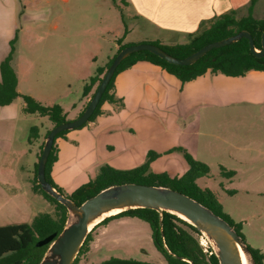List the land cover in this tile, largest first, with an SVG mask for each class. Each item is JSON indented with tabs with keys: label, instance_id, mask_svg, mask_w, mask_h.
<instances>
[{
	"label": "crops",
	"instance_id": "obj_1",
	"mask_svg": "<svg viewBox=\"0 0 264 264\" xmlns=\"http://www.w3.org/2000/svg\"><path fill=\"white\" fill-rule=\"evenodd\" d=\"M251 1L108 0L114 11L120 13L118 18L114 14V33L107 37L100 35L98 38L103 44L97 45L96 50L87 51L82 63L78 58L75 60L72 68L77 83H80L79 97L60 104L68 120L78 118L84 111L85 104L95 89L84 96L86 83L98 68H106L122 45L153 42L161 45L185 44L191 34L199 31L203 22L216 16L233 10L246 16ZM22 4L23 11L20 0H0V66L11 52V42L16 43L18 39L22 21L29 15V0H23ZM261 9H264V0H256L253 7L255 18H264V14L258 16ZM125 13L132 21L130 26L122 22ZM137 27L143 30L142 34L134 33ZM68 86L70 88L71 84ZM18 91L21 95L33 96L19 89V79ZM112 93L116 101H106L95 120L83 127L69 130L56 140L58 159L52 167L51 175L67 194H72L93 180L102 166L109 165L119 170L134 169L146 163L150 152L159 154L150 164L153 173L183 176L189 170V164L175 150L177 148L184 149L198 161L201 160L199 155L205 150L208 151L209 158L219 159L220 169L235 172L231 178L220 172L223 177L220 190L224 194L236 193L235 189L229 187L240 174L235 167L248 163L242 156L243 138L239 130L243 127L244 120L250 116L246 114L251 113L249 111L252 109L258 110V114H255L259 115L257 120L264 121V116H261L264 115V71L251 70L244 76L237 77L208 71L183 83L161 66L140 61L117 75ZM53 105L55 104L48 106ZM25 106L22 97L10 105L0 106V152H11L13 164L20 157L19 147H16V134L12 138L10 133L6 134L4 122L15 121L19 114H29L25 111ZM218 119L224 123V126H220L224 135L211 131ZM53 127L54 125L50 130ZM38 128V137L31 143L29 141L34 167L38 163L40 146L41 131ZM262 141L257 137L249 143ZM257 152L260 150L257 149ZM0 157L3 162L10 158L6 154H1ZM201 161L209 164L208 161ZM15 174L13 172L14 176ZM209 175L199 178L197 183ZM209 189L214 192L225 211L226 207L220 201L217 191ZM33 192L38 194L34 190ZM227 214L232 218L231 212ZM128 218L132 217L114 219L98 227L88 253L95 255L101 251L100 248L111 249L112 245L121 247L123 242L133 238L135 232L144 228L142 223ZM112 252L108 259L114 258V251Z\"/></svg>",
	"mask_w": 264,
	"mask_h": 264
},
{
	"label": "rangeland",
	"instance_id": "obj_2",
	"mask_svg": "<svg viewBox=\"0 0 264 264\" xmlns=\"http://www.w3.org/2000/svg\"><path fill=\"white\" fill-rule=\"evenodd\" d=\"M22 1L20 0V8L23 11ZM29 9V15L22 21L15 43L13 66L19 79V89L32 94L45 106L76 100L79 97L80 83H77L72 68L75 60L78 58L82 63L87 51L96 50L100 43L102 45L103 41L98 38L100 35H113L114 14L118 18L120 13L114 11L108 0H29ZM261 14H264V9L259 11L258 16ZM123 16L122 22L130 26V18L126 13ZM139 29L137 27L134 33L142 34L143 30ZM95 90L96 87L94 92ZM257 111L252 109L249 111L251 113L246 114L250 116L244 120L243 127L239 130L243 138L242 156L248 163L235 167L240 174L229 187L235 189L236 193H222L220 160L209 158L207 150L199 158L211 165L206 163L210 167V175L198 184L217 191L220 201L226 207L225 212H231L234 222L241 226L246 243L264 252V121L257 120ZM19 115L15 121L4 122L6 134L10 133V138L16 134L15 142L16 147H19L20 157L13 164L11 152H0V156L6 154L10 157L4 162L0 157V226L31 224L41 213L55 215L56 212L53 204L32 190L36 171L32 165L34 159L30 152L32 145L29 143L32 127H40L39 162L41 147L46 142L47 132L53 123L38 114ZM220 126H224V123L218 119L212 133L224 135L225 132ZM257 137L263 141L249 143ZM257 149L260 150L259 153ZM177 152L184 156L181 151ZM13 172L16 173L15 176ZM128 219L142 223L144 228L141 231L133 228L138 232L134 233L133 238L123 242V246L100 248L101 251L95 255L87 253L80 258L78 264H100L110 257L112 250L114 258L167 264L154 246L149 224L138 218ZM97 232V229L93 232V238ZM201 243L206 249L211 245L206 237L202 238ZM14 259V255H7L0 260V264H8Z\"/></svg>",
	"mask_w": 264,
	"mask_h": 264
},
{
	"label": "trees",
	"instance_id": "obj_3",
	"mask_svg": "<svg viewBox=\"0 0 264 264\" xmlns=\"http://www.w3.org/2000/svg\"><path fill=\"white\" fill-rule=\"evenodd\" d=\"M255 3L256 0L251 1L246 16L239 17L238 11L233 10L229 13L216 16L209 21L203 22L200 25L199 31L195 34H191L188 42L185 44L161 45L154 42L152 44L161 47L167 53L176 58L183 59L198 51L205 45L223 40L246 30L252 34L256 48L262 49L261 39L264 32V18H255L253 14ZM14 44L15 41H12L11 52L3 60L0 66V106L10 105L19 97H22L26 104L25 111L27 113L47 117L54 126L67 122V114L64 112L61 105L55 104L53 106H45L33 96L26 94L21 95L19 93L18 76L12 64L15 51ZM129 45L130 44L122 45L118 53ZM115 57L108 62L106 68L100 67L96 70L95 75L89 79L84 87V96L89 95L95 87L97 89L102 80V76L110 67ZM140 61H147L161 66L167 72L180 79L183 83L194 80L199 76L206 74L208 71H211L212 73H222L233 77L244 76L251 70L264 71V56H255L251 52L249 40L244 37L235 43L212 49L192 65H175L165 61L150 51H138L131 54L119 65L95 112L90 117L89 121L83 126L95 120L96 117L101 114L102 105L106 101H116L112 90L115 87V79L117 75ZM82 113L83 111L80 115ZM38 131L39 128L37 126L32 127L29 138L30 143L38 137ZM49 132L50 130L47 132L46 137ZM68 132L69 130L61 132L55 139L54 146L46 165V178L55 189L72 199L77 205H81L87 199L95 196L103 189L116 184L138 183L166 186L182 192L209 207L217 215L228 221L245 240L241 233V226L236 224L231 216L224 211L223 205L219 202L214 192L209 188L200 187L197 183L199 178L210 174V167L207 164L196 160L182 148H177L175 150L181 151L189 164V170L183 176L171 177L166 173H153L150 164L159 156V154L150 152L146 163L134 169L119 170L109 165L102 166L93 180L84 184L72 194H67L64 189L56 184L52 178L51 171L54 163L58 159V149L55 145L56 140ZM44 144L45 143H43L41 147V154ZM40 157L41 155L39 156V159ZM38 165L39 162L35 165L36 172L32 188L36 193L41 194L48 202L53 204L56 208V212L55 215L41 213L34 218L31 224L0 226V260L7 255L15 256V259L8 264H40L50 245L39 247L37 243L54 233L57 235L60 234L69 220L70 215L67 208L45 192L38 183ZM221 174L225 177L231 178L234 176L235 172L226 171L224 168H221ZM123 217L138 218L149 224L154 246L164 257L167 264H220L212 245H209L207 249L202 245L201 241L204 236L198 229L176 215L164 212L161 217L158 211L149 208L131 209L104 219L88 234L73 264H78L80 258L90 251L91 243L94 240L93 232L98 227L106 225L114 219ZM249 249L252 253L255 264H264V252L261 249L253 248L251 246H249ZM100 264L151 263H141L132 259L110 258Z\"/></svg>",
	"mask_w": 264,
	"mask_h": 264
},
{
	"label": "water",
	"instance_id": "obj_4",
	"mask_svg": "<svg viewBox=\"0 0 264 264\" xmlns=\"http://www.w3.org/2000/svg\"><path fill=\"white\" fill-rule=\"evenodd\" d=\"M243 37L249 40L251 52L255 56H264V32L261 39L262 49H257L252 34L246 30L205 45L183 59L170 55L152 43L126 46L116 55L83 113L74 120L54 126L44 144L39 159L37 181L45 192L67 208L70 216L60 234L54 233L37 243L39 247L50 245L40 264H73L88 234L104 219L111 217L108 216L97 223L101 213L115 208H124L121 212L149 208L158 211L161 217L164 212L171 213L194 226L211 245L213 244V250L220 264H243L245 259L255 264L248 244L228 221L194 198L170 187L138 183L116 184L103 189L81 205H77L72 199L55 189L46 178V165L56 137L63 131L80 128L89 121L117 68L131 54L147 50L169 63L192 65L212 49L235 43Z\"/></svg>",
	"mask_w": 264,
	"mask_h": 264
},
{
	"label": "bare ground",
	"instance_id": "obj_5",
	"mask_svg": "<svg viewBox=\"0 0 264 264\" xmlns=\"http://www.w3.org/2000/svg\"><path fill=\"white\" fill-rule=\"evenodd\" d=\"M123 209L124 208H115V209H111V210L102 212L97 223L101 222L104 218H106L108 216H112V215H115V214L121 212ZM212 246H213V244H212ZM243 264H252V263L248 259H245Z\"/></svg>",
	"mask_w": 264,
	"mask_h": 264
}]
</instances>
